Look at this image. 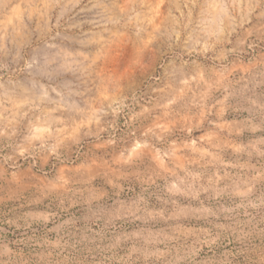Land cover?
<instances>
[{
    "label": "rangeland",
    "instance_id": "rangeland-1",
    "mask_svg": "<svg viewBox=\"0 0 264 264\" xmlns=\"http://www.w3.org/2000/svg\"><path fill=\"white\" fill-rule=\"evenodd\" d=\"M0 264H264V0H0Z\"/></svg>",
    "mask_w": 264,
    "mask_h": 264
}]
</instances>
